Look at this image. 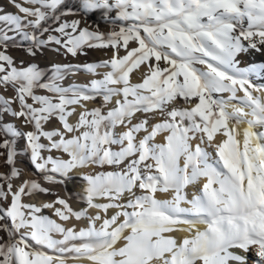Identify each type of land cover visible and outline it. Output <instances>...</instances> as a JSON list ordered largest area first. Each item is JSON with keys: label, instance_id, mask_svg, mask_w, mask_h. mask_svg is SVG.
Masks as SVG:
<instances>
[{"label": "snow or ice", "instance_id": "1", "mask_svg": "<svg viewBox=\"0 0 264 264\" xmlns=\"http://www.w3.org/2000/svg\"><path fill=\"white\" fill-rule=\"evenodd\" d=\"M9 4L18 11L0 5L4 49L14 32L31 42L32 57L51 45L73 57L87 55L86 48L113 52L99 62L53 63L42 82L36 63L17 67L0 50V85L15 91V97L0 94V135L23 137V152L48 181L80 176L87 205L75 210L58 195L41 205L23 202V195L51 190L34 179L13 190L12 179L21 174L16 140H0L9 166L0 173V264H264V84L252 79H264V62L241 67L238 58L264 54V0ZM96 11L123 23L105 33L66 18ZM101 67L109 69L102 78L61 83ZM142 67L140 81L132 82ZM96 97L101 106L89 108ZM5 114L32 130L5 122ZM54 118L60 127L45 130ZM44 208L87 226L66 227L42 214Z\"/></svg>", "mask_w": 264, "mask_h": 264}, {"label": "rangeland", "instance_id": "2", "mask_svg": "<svg viewBox=\"0 0 264 264\" xmlns=\"http://www.w3.org/2000/svg\"><path fill=\"white\" fill-rule=\"evenodd\" d=\"M0 5L3 6V9L5 11H10V12H17L18 11L17 9H15L14 7H12L9 4V0H0ZM77 5H78V0H65V7L75 8V7H77ZM26 6H28V5H26ZM110 15L112 17H115V11L113 10L110 13ZM66 18L69 20L70 19H81L87 25L91 26L92 28H96L98 26L99 30L102 32H105V33L113 31V30H118L120 24L123 23V22L119 21L118 19L117 20H106V19H104L102 11H96L94 13L88 14L87 16H85V14L81 12V13H78L76 16H68ZM49 23H51V21H49ZM2 27H3V25L0 24V28H2ZM8 34L10 36H15V39L8 42L7 49H4L3 45H0V50H5L7 52V54L11 55L14 58V61L17 65V67L27 66L28 63H36L44 71V76L42 78V82H46L51 77V74H52L51 65L53 63L81 64L80 58L86 56V55H78V56L73 57L70 54L64 55L63 50H61V52L57 53L54 51L55 45H51V46L45 47L43 54L38 53L37 56L32 57V56H29L26 54V49L31 43L30 41L24 40L21 36H19L18 34L14 33V32H9ZM44 35L46 38L47 33H45ZM136 46H137L136 43L129 45V47H136ZM106 49L107 48H97V50H101V51L106 50ZM109 49L111 50L110 47H109ZM120 50L125 53V50L123 48H121ZM85 51H86L87 55L92 54L91 49L86 48ZM67 60L68 61L71 60V61L68 62ZM21 62H23V63H21ZM87 62H91V61H87ZM87 62H85V63H87ZM61 83L64 86H68V84L66 82V77ZM34 92L38 95H50V96L54 95L53 93L47 92V90L43 89V88H35ZM0 94H3L6 98L7 97H15V91L13 88H11V87L5 88L2 85H0ZM28 102L32 103V100L29 98ZM36 106H38V105H36ZM11 107L13 109L19 110L18 102H13ZM6 117H7V114L5 115V122L13 123L19 129H22L23 131L32 130V126L26 125L23 121V118H16V117L11 116L10 114H8V118H6ZM59 126H60L59 121L56 118H54V119H52L49 122L44 124L45 130H51V129H53L55 127H59ZM4 138L15 139L16 140L15 146L18 148L17 152H19V154L21 153V155H23L26 158L23 161L27 165V167L25 166V168L27 170L24 168L22 169L20 166L15 164V166L20 170V173L22 174V172L30 171L32 173V175L34 174V176H38V174H39L38 171H36V169L34 170V166L30 163L28 155L23 152V148H24L25 143H26L25 139L23 137H5L3 135H0V140H3ZM41 142L45 143V139L43 137L41 138ZM2 151H4V150L0 149V152H2ZM4 160H5V157H0V173H8L9 172V166L4 162ZM14 178L12 179V183H14V181H13ZM26 179L37 180L36 178H32V177L30 178L28 175H26L21 180L20 184L22 183L23 180H26ZM2 183H5V186H6L7 182L5 181ZM68 184L71 186V189L69 190V192H70L73 189V185H72L73 182L69 181ZM18 186H16V188ZM15 189H13V190H15ZM9 200H10V197H9ZM2 203H4V206L7 207V202H2ZM0 235H5V234L0 233Z\"/></svg>", "mask_w": 264, "mask_h": 264}, {"label": "bare ground", "instance_id": "3", "mask_svg": "<svg viewBox=\"0 0 264 264\" xmlns=\"http://www.w3.org/2000/svg\"><path fill=\"white\" fill-rule=\"evenodd\" d=\"M133 43L134 42L130 41L129 45H131ZM91 50H92V54L89 53L90 55H86V56L80 58L81 64H84L87 61L99 62V61L108 59L112 55V52H113L112 48H111V50L109 48H107L106 50H103V51L97 50V48H91ZM124 54L125 53L120 50V55H124ZM238 58L241 61V64H240L241 67H246L249 63L264 62V54L257 53L254 50L249 51L246 54L242 53ZM69 61H71V60H69ZM166 66L167 65L165 63L161 62V67H166ZM108 70H109L108 68L101 67V68L97 69L96 74H89V73L84 72V71H77L74 74L67 75L66 76V82H67L68 86L74 82L77 84H85V83H88L90 79L102 78V74ZM143 71H144L143 67L139 71L134 70V72L131 74L132 82H139L140 81V74ZM252 79H253L254 83L264 84V79H259L256 77H253ZM101 102H102V97H96L95 99L88 101L86 103L88 104L89 108H92V107L101 106ZM183 106L189 107L190 105H183ZM74 107L78 108V106H74ZM78 110H79V108H78ZM6 118H8V114H7ZM71 119L74 120L75 117H73ZM44 139H45V143H47L46 138H44ZM157 139L161 140L162 137H158ZM16 149L18 150L17 147H16ZM47 154L48 153H45V155H47ZM51 154L54 156H61L62 155L64 158H67V154H64L61 152L53 151V153H51ZM25 159L26 158L23 155H21V153L18 154L16 157V164L18 166H20L22 169L23 168L26 169L25 166L27 167L26 163L23 161ZM34 170H35V168H34ZM96 170H100V169H96ZM36 171H38V170H36ZM38 173H39L38 176H34V174L32 175V173L30 171L22 172V174H20L18 177L14 178L13 189H15L16 186H18L20 184L21 180L26 175H28L30 178L31 177L36 178L38 180V182L42 185V187L49 188L51 190L50 194L49 193H33L31 195H23L21 198L23 202L35 203L37 205H41L43 203L55 201L56 197L58 195L64 199H66L68 201V203L72 206V208L75 210H79L81 208L87 207L86 203L81 198L82 194H83L82 189H83L84 181L82 180V178L80 176L73 175L71 179L66 180L64 183H53V182H50L47 179H45V174L40 173L39 171H38ZM69 181L73 182V184H72L73 189L70 192H69V190L71 189V186L68 184ZM56 206H59V205H56ZM93 211L94 210L89 209L90 213ZM42 214L50 216L52 219H55L58 223H61V224L65 225L66 227H71V226L75 225L77 227V229H79L80 227L87 226V221L85 219H81L78 221L75 219V217H72L69 221L60 220V218L58 216L54 215V209L44 208V209H42ZM54 235H56L57 238H59V234H54Z\"/></svg>", "mask_w": 264, "mask_h": 264}]
</instances>
